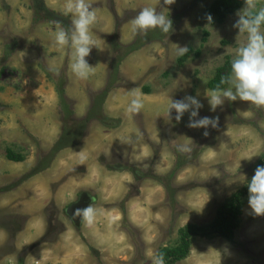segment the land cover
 <instances>
[{
  "label": "rangeland",
  "instance_id": "374dc122",
  "mask_svg": "<svg viewBox=\"0 0 264 264\" xmlns=\"http://www.w3.org/2000/svg\"><path fill=\"white\" fill-rule=\"evenodd\" d=\"M214 1L87 0L102 50L92 49L95 73L80 80L69 49L53 42L70 26L66 0H0V264H152L148 253L178 245L187 225H210L247 187L264 155V109L235 101L210 110L208 84L246 42L233 27L237 14L222 25L208 20ZM143 7L163 10L171 32H133ZM178 46L189 49L187 60ZM133 90L144 108L129 115ZM187 95L204 105L200 117H219L209 136L186 126L187 113L179 123L175 110L169 118L170 100ZM59 141L64 149L51 157ZM186 142L192 151H177ZM9 151L25 161L12 162ZM82 194L97 210L91 227L69 214ZM248 200L232 242L195 237L176 264H264V216Z\"/></svg>",
  "mask_w": 264,
  "mask_h": 264
},
{
  "label": "clouds",
  "instance_id": "9594fccd",
  "mask_svg": "<svg viewBox=\"0 0 264 264\" xmlns=\"http://www.w3.org/2000/svg\"><path fill=\"white\" fill-rule=\"evenodd\" d=\"M176 0H163L164 5H172ZM244 8L237 13L238 19L233 27L238 29L239 35L246 37V42L236 49V54L231 60V69L228 76L222 79L227 85L205 91V96L210 105V110L216 112L225 103L235 101L248 102L250 107L264 109V6L261 0H244ZM64 16H71L70 26L58 29L53 36V42L58 49H69V69L77 79L88 80L94 73L95 67L86 59L92 49H100L99 42L93 36V28L98 22L97 10L87 0H66L63 10ZM211 22L212 17L208 16ZM132 30L140 35H146L150 30H159L162 34H168L173 29V21L164 11H157L153 7H143L131 21ZM187 47L178 46L175 54L182 57L188 53ZM49 71L54 69L51 65ZM199 93H197V96ZM132 99L126 109L129 115L139 114L144 108V98L139 90L131 92ZM197 96L187 95L183 99H171L167 112L172 119V111L175 110V121L181 122L185 114L189 116L187 127L191 129H204L203 135L209 136L208 129L219 127V117H200V110L204 107ZM180 153L192 151L189 143L177 145ZM257 156L255 153L245 156L243 159L251 160ZM242 159V160H243ZM233 167H241L239 165ZM242 176V175H241ZM244 177V176H242ZM245 178V177H244ZM249 191V207L252 214L264 216V166H258L254 176L247 184ZM73 217L81 218L89 227L93 226L97 219V210L91 204L85 208H76ZM114 219H118L115 217ZM152 264H165L163 255H152Z\"/></svg>",
  "mask_w": 264,
  "mask_h": 264
},
{
  "label": "trees",
  "instance_id": "16d2710c",
  "mask_svg": "<svg viewBox=\"0 0 264 264\" xmlns=\"http://www.w3.org/2000/svg\"><path fill=\"white\" fill-rule=\"evenodd\" d=\"M244 0H215L206 10L208 16L214 17L220 25L230 17L236 15L244 8ZM189 54L181 58V62L188 59ZM231 61L228 60L223 68H220L216 76L210 81L208 87L210 90L224 88L227 85L222 83V79L229 75ZM148 91V90H147ZM63 93V92H60ZM69 138L72 139V136ZM64 145L59 141L52 150L51 157L63 150ZM69 146V145H68ZM7 158L12 162H24L25 157L9 151ZM258 166H264V155L259 161ZM42 167V166H41ZM46 167V166H43ZM45 168H39L38 171H44ZM249 198L248 187L233 194L232 198L222 205L216 213V218L208 226L187 225L180 230V243L173 248H164L158 255H163L165 264H176L185 260L191 253L192 240L195 237H207L218 235L229 242L234 240V234L239 227L240 218L243 216L244 200Z\"/></svg>",
  "mask_w": 264,
  "mask_h": 264
},
{
  "label": "flooded vegetation",
  "instance_id": "af4514ba",
  "mask_svg": "<svg viewBox=\"0 0 264 264\" xmlns=\"http://www.w3.org/2000/svg\"><path fill=\"white\" fill-rule=\"evenodd\" d=\"M88 203H91V202H89V197L86 195V194H82V195H79L78 197H77V199L75 200V202L74 203H72L69 207H70V211H69V214H71L70 216L72 217V218H78V219H80L81 220V218H79V217H73V213H74V211H75V209L76 208H84L85 206H87L88 205ZM74 220V223L75 224H77L78 222H76L75 221V219H73ZM82 221V220H81Z\"/></svg>",
  "mask_w": 264,
  "mask_h": 264
},
{
  "label": "crops",
  "instance_id": "0c3cea01",
  "mask_svg": "<svg viewBox=\"0 0 264 264\" xmlns=\"http://www.w3.org/2000/svg\"><path fill=\"white\" fill-rule=\"evenodd\" d=\"M95 1H98V0H95ZM55 1H53V3H54ZM54 11V10H53ZM125 122L127 123V124H130V123H132L133 122V120H129V119H125ZM125 133H126V131H124V141H127L126 139H125ZM133 141H134V139H133ZM128 142V141H127ZM35 190H30L29 191V193H34L33 195H35V192H34ZM45 192H46V189L44 190ZM40 193V192H39ZM39 193H37V194H39ZM58 195V194H57ZM57 195L55 196V199H56V197H57ZM61 195V192H60V194L58 195V197ZM74 201V200H73ZM34 202H36V200H34V201H32L31 203H34ZM70 203V205L73 203V202H69ZM68 203V204H69ZM67 204V205H68ZM37 223H38V220H37ZM38 225H40V223H38ZM30 226H32L31 228H29V230L30 231H32V229L34 230V227H33V225L32 224H30ZM28 228V227H27ZM39 228H40V226H39ZM21 236V235H20ZM20 236H19V238H20ZM5 239L6 238H4V236H1L0 237V244H2V243H5ZM20 243V242H19ZM18 243V241H16V247H17V249L18 250H21L24 246H21L20 244ZM0 247H1V245H0ZM38 262H36V263H34V262H32L31 264H37ZM45 263V262H44ZM43 263V264H44Z\"/></svg>",
  "mask_w": 264,
  "mask_h": 264
}]
</instances>
